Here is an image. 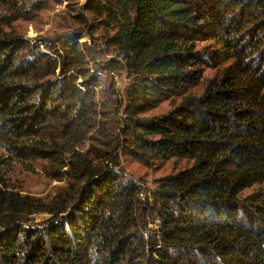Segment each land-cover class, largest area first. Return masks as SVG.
Listing matches in <instances>:
<instances>
[{
	"label": "trees",
	"instance_id": "obj_1",
	"mask_svg": "<svg viewBox=\"0 0 264 264\" xmlns=\"http://www.w3.org/2000/svg\"><path fill=\"white\" fill-rule=\"evenodd\" d=\"M87 3L114 52L104 62L87 34L53 42L3 29L48 0H0V147L67 168L77 186L50 209L8 205L0 191V264H264V0ZM106 103L119 108L115 150L186 167L149 191L117 152L91 165L79 147Z\"/></svg>",
	"mask_w": 264,
	"mask_h": 264
},
{
	"label": "rangeland",
	"instance_id": "obj_2",
	"mask_svg": "<svg viewBox=\"0 0 264 264\" xmlns=\"http://www.w3.org/2000/svg\"><path fill=\"white\" fill-rule=\"evenodd\" d=\"M87 4V0H48L46 8L38 11L37 15L29 19L13 21L10 26H4L3 29L26 39L45 38L53 42L70 36V34H87L93 58L98 62H104L112 57L114 52L108 45V33L103 29L102 21L92 14ZM202 45H208V43ZM104 73L107 75V72ZM215 74L216 70L212 68H206L204 71L207 80L214 78ZM106 80L109 81L107 76ZM124 84L123 79L121 87ZM204 88L205 84L196 88L194 93L201 94ZM178 103V99L164 101L155 109L146 112L144 116L166 115ZM117 107V104L106 103L98 109L96 128L89 134L90 140L79 147V152L83 153V157L90 161L91 165L96 161L109 163L110 155L117 152V160L122 171L132 179L141 180L146 188L150 189L149 191L155 187L160 178L186 167L184 161L173 160L152 166L143 165L131 157L126 148L121 151L117 146L118 150H115L109 141L113 139L111 133L116 134L115 129L118 124L115 119V109H119ZM100 128H104L106 133L104 137L98 135ZM53 166L51 163L40 160H16L0 147V191L6 195L8 205L12 202L14 207L23 208L25 203L47 204L49 209L60 206L64 195L76 189V179L73 173H67V168L60 169L57 166V172H55ZM256 189L255 186L244 191V196L252 194ZM3 207H7L6 203ZM27 211L28 208L26 213ZM45 217H47L46 213L42 212L26 214V220L30 221V224L38 223Z\"/></svg>",
	"mask_w": 264,
	"mask_h": 264
}]
</instances>
